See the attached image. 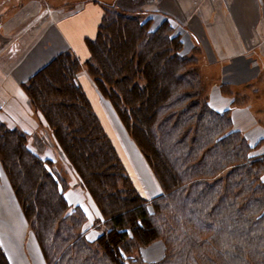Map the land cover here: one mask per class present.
I'll list each match as a JSON object with an SVG mask.
<instances>
[{"label":"trees","instance_id":"obj_1","mask_svg":"<svg viewBox=\"0 0 264 264\" xmlns=\"http://www.w3.org/2000/svg\"><path fill=\"white\" fill-rule=\"evenodd\" d=\"M182 31L166 15L155 23L149 13L106 8L83 63L64 50L23 84L99 211L94 221L67 202V181L26 132L0 119V165L45 264H264V152L228 109L199 98ZM82 68L147 163L157 195L145 197L128 173L77 79ZM155 242L161 257L144 261L140 250ZM0 264H9L1 247Z\"/></svg>","mask_w":264,"mask_h":264},{"label":"crops","instance_id":"obj_2","mask_svg":"<svg viewBox=\"0 0 264 264\" xmlns=\"http://www.w3.org/2000/svg\"><path fill=\"white\" fill-rule=\"evenodd\" d=\"M64 1L71 5L63 8L56 4L54 8L53 0H0V119L8 126L17 128H21V125L26 127L23 122L30 118L36 120L34 129L25 131L30 137L40 128L46 129V125L40 112L32 106L23 84L35 71L64 50L72 52L83 63L88 56L85 39L95 35L102 14L101 5L95 0ZM158 5L162 15L171 16L190 39H195L196 44L193 46L200 47L204 54H212V61L208 63L219 68V81L224 83L227 77L229 80L226 84L239 85L248 79L260 78L264 68V0H160ZM232 63L237 65V69L241 65L251 67L256 63L258 72L255 77L246 76L243 79L238 74L236 79H232L236 66L224 68ZM77 79L135 184L138 185L136 182H139L142 174L150 181L151 194H148L147 189H140V192L147 198L157 195L160 187L145 160L142 159L143 165L138 167L120 150L119 140L114 136L108 120L109 112L96 104L100 95L84 68ZM230 101L218 110V106H212L209 100L218 111L228 109L233 121ZM40 132L45 136L49 133L52 137L50 129L46 133L42 130ZM242 132L246 135V130ZM73 192L68 188L64 191L67 202L72 206H80L90 221L98 218L96 206L90 218L85 209L84 196ZM25 242L27 245L29 242V247H33L41 256L36 242L29 238L27 222L0 165V247L9 264H16L22 256L27 259L22 249ZM162 251V244L155 242L142 248L140 255L144 261L151 262L158 260ZM41 260L45 264L42 256Z\"/></svg>","mask_w":264,"mask_h":264},{"label":"rangeland","instance_id":"obj_3","mask_svg":"<svg viewBox=\"0 0 264 264\" xmlns=\"http://www.w3.org/2000/svg\"><path fill=\"white\" fill-rule=\"evenodd\" d=\"M98 1V2H97ZM160 0H95L96 3H100L99 6L101 7L102 11L106 8L115 9L116 11L134 16L138 14H146L149 13L152 15L155 23L158 22V19L162 16L159 12L158 3ZM54 2V3H53ZM53 4H56L57 7H63L69 5L70 3H65L67 1L64 0H53ZM52 4V5H53ZM71 5V4H70ZM54 6V5H53ZM73 7V6H72ZM71 7H69L70 9ZM164 15V14H163ZM167 16V15H166ZM171 17V16H168ZM177 25H179L177 23ZM180 26V25H179ZM178 32L179 28L177 27L174 29ZM182 39H183V50L184 55L187 57H194L196 70L200 77V84L202 86V91L199 95L201 99L210 100L212 106H218L217 109L220 110L224 104H228L229 99L231 106L233 107L231 110V115L233 118V124L235 128L241 129L242 135H244V130H246V139L252 143H256L257 147L255 148L256 153L264 152V68L260 73V78L257 80H246L239 85H228L226 84L229 79L225 77V81L221 80L218 75L219 68H215V66L208 63L212 60V54L207 53L204 54L200 47L193 46L196 44L195 39H190L185 32L182 31ZM255 62V61H254ZM236 66V67H235ZM232 63V65H227L224 68L231 69L235 67V71L232 73V79H236L239 74V78H246V76H256L258 72V67L256 63L252 64V66H244L241 65L240 68L237 69V65ZM237 70V72H236ZM259 75V74H258ZM257 78V77H256ZM248 81V82H247ZM219 83H221L219 85ZM97 90V89H96ZM98 92V90H97ZM98 97V102L96 104H100L103 110L109 112L110 118L108 119L112 131L114 132V136H116L117 140H119V147L121 148L125 155L132 160V162L140 165H143L142 155L137 150L134 143L131 141L127 130L123 126L120 121V118L116 114V112L111 107L108 100L101 96ZM99 106V105H97ZM227 106V105H226ZM229 106V105H228ZM100 108V107H99ZM21 121V120H20ZM19 123L22 124V121ZM36 120H32L31 118L29 121L23 122L26 127L21 125V128L18 127L20 130L24 131H32L34 129V124ZM29 124V125H28ZM46 129L40 128L37 133H33L30 137L27 133L28 142L30 146L35 148V150L40 153L43 158L48 159L50 161V169L56 172L60 177L67 181V188L69 190H74L73 193H79L80 195L84 196V200L86 202L85 209L89 212L90 218L94 213L95 204L86 192V190L82 187L78 177L73 173L72 169L67 165L65 158L61 154L58 146L55 144L53 138L48 133L41 134L40 130L44 131L45 133L48 131V127L45 126ZM46 130V131H45ZM260 139V140H259ZM48 140V142L46 141ZM36 142V143H35ZM36 144L38 146H36ZM121 151V152H122ZM123 153V154H124ZM122 159V158H121ZM125 165V164H124ZM139 178V177H138ZM141 182V183H140ZM138 185L139 190H148V194H151V183L149 180L145 179V176L142 174L139 178V182H136ZM66 188V189H67ZM65 189V190H66ZM83 191H82V190ZM155 196V195H154ZM153 197V196H152ZM95 220V219H94ZM102 227L97 226L95 227L96 231H101ZM27 230L29 232V238L34 240L32 235L31 228L27 223ZM28 235V234H27ZM25 239V237H24ZM28 239V238H27ZM28 240H26L27 242ZM30 241V240H29ZM22 245L23 251L27 255V259L21 257L15 262L16 264H42L41 256L33 249V247H29L27 243ZM22 251V252H23ZM41 254V253H40ZM44 260V259H43ZM45 263V261H44Z\"/></svg>","mask_w":264,"mask_h":264}]
</instances>
